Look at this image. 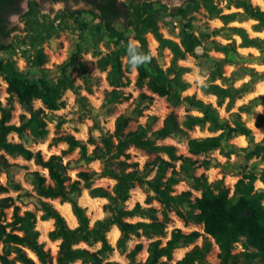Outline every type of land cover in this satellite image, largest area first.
Wrapping results in <instances>:
<instances>
[{
    "label": "trees",
    "instance_id": "trees-1",
    "mask_svg": "<svg viewBox=\"0 0 264 264\" xmlns=\"http://www.w3.org/2000/svg\"><path fill=\"white\" fill-rule=\"evenodd\" d=\"M57 2L68 0H42ZM83 3L88 10L69 12L68 17L78 18L87 13L98 20L106 31L120 41L125 38L118 34L116 24L122 23L125 29L133 31L134 40L138 42L140 52L151 54L148 48L147 34L157 42L160 50L171 53V62L168 69L171 78L165 85L150 75L149 70L157 71L159 67L152 56L150 63L139 66L136 70V86H146L150 92L159 96L180 101L187 108L182 123L171 112L163 120L160 128L153 130L157 121L155 116H148L143 125H138L134 130H127L131 121L128 116H119L115 120L114 130L100 136V145H96L93 137L86 142L77 140L72 135L53 138V143L62 142L67 145V151H78L79 157L87 162L100 161L101 172H78L77 179L71 180L67 175V166L62 162L61 155H51L44 159L40 151L33 152L26 148L22 142L9 140L15 134L19 140L29 135L34 140H44L48 134L47 116L44 109L52 112L64 106L62 97L67 90L75 89L73 80L67 74L68 68H77L84 76V81L90 80L87 68L79 59L78 49L73 57L60 66L61 75L55 84L43 80L30 81L14 64L0 57V80L6 83L8 97L5 103L0 102V173L7 177L14 164L9 163L7 157L22 158L31 161L35 166L47 171L51 186H45V179L37 172L32 173V183L38 196L44 199H59L62 204L70 205L76 219L77 226L70 228L64 217L48 202H39L40 220H51L53 229L48 233L50 241H59L57 255L53 260L50 251L39 242V231L36 229V215L26 210L21 212L13 198L0 197V264H118L108 261L114 248L107 241L106 235L116 227L120 233L115 249L120 253L126 251L127 243L134 238H145L148 243L145 248L146 259L137 261V255L143 250L142 243H137L126 253L128 264H210L208 255L215 245L218 249L217 264H264V191L254 188L256 180L264 183V169L259 176L253 174L243 175L234 185L233 193L225 187L222 180L209 183L201 174L195 175L198 168L208 169L209 160L193 159L191 156L205 155L218 150L225 157L234 154V146L227 142L236 137H244L248 143L247 148L239 149L247 160L260 158L264 162V136L260 142H253V133L241 120V113L246 110L240 106L237 112H231L235 101L239 98L230 88L216 84V80L223 79V67L230 65V54L235 53V42L225 45L215 44L214 50L222 53V59H214L208 72L207 83L202 91L216 99V107L210 103L196 98L195 95L181 97V93L189 88V83L183 79L188 73V68L179 65V61L193 55L199 41L186 32L187 43L180 46L171 39L163 37L158 26L157 10L153 8L155 1L140 0L134 2L125 0L103 1H75ZM233 6L241 12L221 14L220 9L213 5L212 0H206V9L213 18L219 19L223 25L243 20H254L252 27L255 32L264 31V12L259 7L253 6L250 0H220ZM264 2V0H262ZM38 4L31 2L29 12L37 8ZM68 11V10H67ZM21 12L20 6L14 15ZM182 8L172 10V15L183 16ZM9 23V22H8ZM8 23L0 30V51L11 52L5 41L10 36L12 29ZM82 29L87 24L78 23ZM190 29L189 23L184 26ZM231 31L240 39L239 48H256L264 52V42L260 38H250L243 28L233 27ZM46 62V56L39 50L36 53L37 66ZM108 72L110 86L119 87L123 76L122 63L117 53H112L107 59L99 62L100 69ZM131 68L126 65V70ZM171 86V87H170ZM174 87V89L172 88ZM86 91L91 92L88 87ZM175 93V94H173ZM111 100L115 99L113 94ZM40 101L44 109L34 108V101ZM81 107L86 104L84 97L78 98ZM17 103L23 113L18 117V124H13L12 113L14 104ZM251 103L264 107V95L255 98ZM224 106L229 113L228 120L222 119L218 108ZM190 111L196 114L189 113ZM140 113V112H139ZM256 128L264 126V112L257 115ZM198 127L207 129L216 136L205 138H192L187 141V151L190 156L177 154L174 146L160 144L159 142L172 136H179ZM94 148L88 151V146ZM139 149L151 156L142 168L136 162H129V148ZM151 174H153L151 176ZM180 175L190 181L192 191L198 192V197H192L190 190L174 194V186L180 181ZM107 178L114 181L109 191L102 187H93L94 179ZM148 191L144 205L135 203L131 209L125 207L130 198V192L135 188ZM10 189L18 191L20 186L10 180L7 185H0V196ZM83 189L88 191L92 198L105 199L104 211L108 216L97 220L90 225L86 210L82 208L77 199ZM156 202L159 209L150 204ZM11 210L10 221L6 220V211ZM173 213L181 222L201 226L203 233L192 231L183 233L179 229L166 231L170 223V214ZM138 219L131 222L128 220ZM201 244L197 245V241ZM84 244L88 248L98 245L96 250L80 248ZM241 244L242 251L235 252V245ZM193 247L184 253L181 259L173 261V253L178 248ZM31 252L36 260L29 256Z\"/></svg>",
    "mask_w": 264,
    "mask_h": 264
},
{
    "label": "rangeland",
    "instance_id": "rangeland-1",
    "mask_svg": "<svg viewBox=\"0 0 264 264\" xmlns=\"http://www.w3.org/2000/svg\"><path fill=\"white\" fill-rule=\"evenodd\" d=\"M119 1L124 2L125 0ZM250 1L253 6L259 7L264 12V2L262 0V3L259 0ZM31 2L37 3L38 6L31 13H28ZM212 2L215 7L220 9L221 14L241 12L233 6H228L225 1L212 0ZM207 4L206 0L155 1L153 4V8L158 12V26L163 37L171 39L182 46L183 43L188 42L187 32L199 41L193 55H188L185 60L179 61V65L187 67L189 70L183 76V79L189 83V88L181 93V97L195 95L196 98L216 107L215 97L204 94L202 88L207 83L212 60L224 57L222 53L214 50V45H225L234 41L237 48L235 53L229 56L230 65L223 67V79L216 80L215 83L230 88L233 93L236 92L239 98L235 101L231 112H237L240 106H245L246 111L240 114L241 120L252 130L253 142L258 143L264 136V126L256 128L255 120L257 115L264 112V107L257 105V103H251V101L264 95V52L256 48H239L240 39L231 31V28H243L250 38H260L263 42L264 31L255 32L252 27L256 22L250 19L223 25L219 19L210 15L206 9ZM175 8H182L185 14L183 16L172 15V10ZM20 9L21 12L14 15L8 23V28L12 29V32L5 44L10 47L11 52L0 51V57L11 61L30 81L43 80L55 84L61 75L60 66L80 49L79 59L85 64L90 80L84 81V76L77 68H68L67 74L73 80L75 89L73 91L67 90L64 93L62 97L64 106L50 112L44 109L40 101L36 100L33 103L34 108L44 109L47 116L48 134L46 138L38 141L26 135L24 139L19 140L15 134H11L8 137L9 140L22 142L26 148L33 152L40 151L44 159L51 155H61L63 164L67 166V175L71 180H76L78 172H95L99 174L101 172V162L98 160L92 162L82 160L77 150L69 152L65 143H53V138L72 135L77 140L86 142L91 136L95 139L96 145H100V136L112 133L115 120L121 115L128 116L131 120L127 130H134L138 125H143L148 116L157 118L152 127L153 130H156L161 127L164 118L171 112L177 116L179 123L183 122L188 111L183 103L177 101L174 97H159L150 92L146 86L138 88L136 86V70H126L129 61L127 44L134 43L138 45V42L134 40L131 29H125L122 23L116 24L118 34L125 38L124 41H120L110 35L98 20L87 13H83L75 22V17H68L69 12L87 10L88 7L84 4H75L69 1L66 3H53L42 0H25L20 5ZM78 23L87 24V28L82 29ZM187 23L191 25L190 29L184 27ZM146 38L150 53L159 67V70H149V73L163 84L168 85L171 78L168 71L171 53L166 49L160 50L157 42L150 34H147ZM39 50L46 56V62L41 66L35 64L36 53ZM112 53L119 55L123 71L122 84L116 89L110 86L107 78L111 67L107 65L106 70L102 71L99 66V62L107 59ZM88 87L91 90L89 93L86 91ZM172 88L174 89V87ZM111 94L115 99L111 100ZM7 97L6 83L0 80V102L4 104ZM80 97L86 99L84 107H81L78 102ZM218 112L222 119L228 120L229 113L225 112L224 106L218 108ZM22 113L20 106L15 103L11 122L18 124V117ZM189 113L196 114L194 111ZM216 135H218V132L210 133L207 129L196 127L186 131L183 135L172 136L159 143L174 146L177 154L190 156L187 151V141L189 139ZM227 145H233L235 149V153L228 157L220 154L218 150L191 157L198 160V162L206 159L211 163L208 169L198 168L195 175L200 176L203 174L209 183L222 180L224 186L229 188L232 194L235 183L243 175L253 174L259 176L260 170L264 169V162L260 158L250 160L244 158L243 153L239 151L241 148L249 147L244 137L231 139L227 142ZM93 148L94 146L89 145L88 151L91 152ZM127 153L130 155L129 162L138 163L140 168L152 159L145 152L133 147L129 148ZM7 159L9 163L14 164V167H12L9 177L5 173H0V185H7L8 180H10L18 184L20 189L18 191L10 189L0 197L9 196L13 198L15 204L20 207L21 212L29 210L35 213L37 219L36 229L40 234L39 242L44 244V248L50 251L53 260H55L59 241L52 242L49 240L48 233L53 229V222L51 220L45 222L40 220L39 202L46 201L50 203L64 217L70 228H75L77 222L75 224L68 216L64 205L58 198L44 199L39 197L35 191L32 183V173L34 172L45 179V186L52 185L46 170L19 157H7ZM113 185V180L96 177L92 186L102 187L110 191ZM254 188L257 191H264V183L256 180ZM188 190L192 192L193 198L199 196L198 192L191 190L189 179L180 175V181L174 186V194ZM147 193L146 189L135 187L130 192V198L125 203V207L131 209L135 203L145 206L144 200ZM77 201L86 210L90 225L108 216V213L104 211V205L107 201L90 197L86 189L82 190ZM262 204L264 206V201ZM150 206L156 209L160 208L156 202H152ZM10 218L11 210H7L6 220L10 221ZM170 219L171 221L166 229L168 233L173 229H179L183 233L192 231L203 233L201 226L193 224L185 226L173 213L170 214ZM137 220L128 221L134 222ZM106 237L109 244L114 248L113 253L107 259L108 261L128 264L126 253L137 243L143 245V250L137 255V261L146 259L145 248L148 241L145 238L132 237L127 243L126 251L120 253L115 249L119 236L114 238L113 230H111ZM200 244L201 240H198L197 245ZM78 247L93 251L98 248V245L88 248L84 244H80ZM192 247L193 245L176 249L173 253V261L181 259L184 253ZM240 251H242L241 244H236L235 252ZM217 253L218 249L213 245L208 255L210 264H217ZM73 264L82 263L77 261Z\"/></svg>",
    "mask_w": 264,
    "mask_h": 264
},
{
    "label": "water",
    "instance_id": "water-1",
    "mask_svg": "<svg viewBox=\"0 0 264 264\" xmlns=\"http://www.w3.org/2000/svg\"><path fill=\"white\" fill-rule=\"evenodd\" d=\"M25 0H0V30L13 18L19 6ZM75 1H103V0H75ZM138 2L140 0H131ZM147 1H175V0H147Z\"/></svg>",
    "mask_w": 264,
    "mask_h": 264
},
{
    "label": "clouds",
    "instance_id": "clouds-1",
    "mask_svg": "<svg viewBox=\"0 0 264 264\" xmlns=\"http://www.w3.org/2000/svg\"><path fill=\"white\" fill-rule=\"evenodd\" d=\"M127 51L129 57L128 66L132 70H137L140 65L150 63L152 60L151 54L140 52L138 46L134 43L127 44Z\"/></svg>",
    "mask_w": 264,
    "mask_h": 264
},
{
    "label": "bare ground",
    "instance_id": "bare-ground-1",
    "mask_svg": "<svg viewBox=\"0 0 264 264\" xmlns=\"http://www.w3.org/2000/svg\"><path fill=\"white\" fill-rule=\"evenodd\" d=\"M259 2H261V0H259ZM262 3V2H261ZM242 138V137H241ZM64 205V207H65V209H66V212H67V214H68V216L73 220V222L76 224V219H75V217H74V215H73V213H72V211H71V208H70V205L69 204H67V203H64L63 204ZM113 236H114V238H117L118 236H119V231H118V229L116 228V227H113ZM27 252H29V251H27ZM29 254V256L30 257H32L34 260H36V258H35V256L31 253V252H29L28 253Z\"/></svg>",
    "mask_w": 264,
    "mask_h": 264
},
{
    "label": "flooded vegetation",
    "instance_id": "flooded-vegetation-1",
    "mask_svg": "<svg viewBox=\"0 0 264 264\" xmlns=\"http://www.w3.org/2000/svg\"><path fill=\"white\" fill-rule=\"evenodd\" d=\"M69 2H72L71 0H68ZM50 2V1H49ZM58 2H61V3H64L63 1H57V2H53V3H58ZM74 3V2H72ZM75 4H83V3H75ZM88 10V9H87Z\"/></svg>",
    "mask_w": 264,
    "mask_h": 264
},
{
    "label": "crops",
    "instance_id": "crops-1",
    "mask_svg": "<svg viewBox=\"0 0 264 264\" xmlns=\"http://www.w3.org/2000/svg\"><path fill=\"white\" fill-rule=\"evenodd\" d=\"M120 235V234H119Z\"/></svg>",
    "mask_w": 264,
    "mask_h": 264
}]
</instances>
